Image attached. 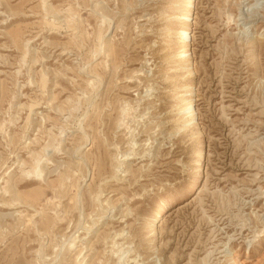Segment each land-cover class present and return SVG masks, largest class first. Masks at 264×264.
Wrapping results in <instances>:
<instances>
[{"label":"rangeland","instance_id":"rangeland-1","mask_svg":"<svg viewBox=\"0 0 264 264\" xmlns=\"http://www.w3.org/2000/svg\"><path fill=\"white\" fill-rule=\"evenodd\" d=\"M0 264H264V0H0Z\"/></svg>","mask_w":264,"mask_h":264},{"label":"bare ground","instance_id":"bare-ground-1","mask_svg":"<svg viewBox=\"0 0 264 264\" xmlns=\"http://www.w3.org/2000/svg\"><path fill=\"white\" fill-rule=\"evenodd\" d=\"M184 19H186V18H184ZM182 33H183V34H182V38H183V40H184V38H185L184 35H185L186 32L184 31V32H182ZM187 34H188V33H187ZM186 47H187V46H186ZM189 104H191V100L188 99V101H187V105H189ZM188 108H190V107L187 106L185 109H188ZM187 111H188V110H187ZM161 209H162V208H161Z\"/></svg>","mask_w":264,"mask_h":264}]
</instances>
